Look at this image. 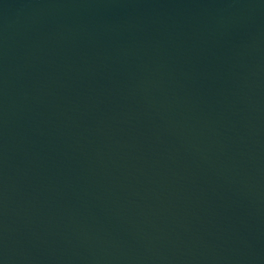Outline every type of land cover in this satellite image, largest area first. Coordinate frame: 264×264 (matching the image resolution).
<instances>
[{
	"label": "water",
	"instance_id": "1",
	"mask_svg": "<svg viewBox=\"0 0 264 264\" xmlns=\"http://www.w3.org/2000/svg\"><path fill=\"white\" fill-rule=\"evenodd\" d=\"M0 264H264V0H0Z\"/></svg>",
	"mask_w": 264,
	"mask_h": 264
}]
</instances>
